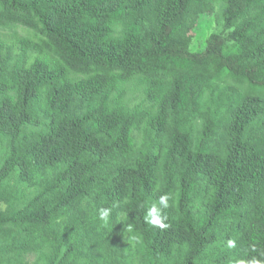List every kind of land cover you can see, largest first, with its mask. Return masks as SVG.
<instances>
[{
    "label": "trees",
    "instance_id": "obj_1",
    "mask_svg": "<svg viewBox=\"0 0 264 264\" xmlns=\"http://www.w3.org/2000/svg\"><path fill=\"white\" fill-rule=\"evenodd\" d=\"M253 257L264 0H0V264Z\"/></svg>",
    "mask_w": 264,
    "mask_h": 264
},
{
    "label": "clouds",
    "instance_id": "obj_2",
    "mask_svg": "<svg viewBox=\"0 0 264 264\" xmlns=\"http://www.w3.org/2000/svg\"><path fill=\"white\" fill-rule=\"evenodd\" d=\"M169 200H170L169 194L165 193L164 195H161L157 203H154L150 207H148L144 216L145 222L149 225L158 227L160 229L167 228L169 225L165 223V221L167 220L165 209L169 207ZM111 213H112L111 208H102L99 210V219L103 221L104 224H108L110 221ZM133 239L136 238L133 237ZM227 246L229 248L236 247V241L231 239L228 240ZM253 251H255V248H253ZM236 264H264V261L253 257L249 260H244V259L237 260Z\"/></svg>",
    "mask_w": 264,
    "mask_h": 264
},
{
    "label": "rangeland",
    "instance_id": "obj_3",
    "mask_svg": "<svg viewBox=\"0 0 264 264\" xmlns=\"http://www.w3.org/2000/svg\"><path fill=\"white\" fill-rule=\"evenodd\" d=\"M214 20H215V17L211 19V22H207L205 25H203V31L201 33H197L196 37L193 39V42L191 43V46H190V50L192 52L199 53L204 50L208 36L212 32H214V28L218 24L217 19L215 20L216 23L214 22Z\"/></svg>",
    "mask_w": 264,
    "mask_h": 264
}]
</instances>
